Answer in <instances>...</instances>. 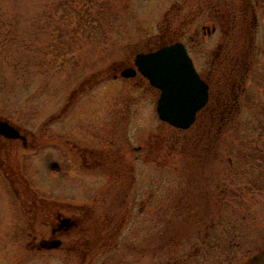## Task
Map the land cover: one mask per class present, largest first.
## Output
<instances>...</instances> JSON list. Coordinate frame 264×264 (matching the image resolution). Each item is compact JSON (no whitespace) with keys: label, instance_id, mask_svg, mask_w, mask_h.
<instances>
[{"label":"rangeland","instance_id":"374dc122","mask_svg":"<svg viewBox=\"0 0 264 264\" xmlns=\"http://www.w3.org/2000/svg\"><path fill=\"white\" fill-rule=\"evenodd\" d=\"M222 1L0 0L7 44L0 47V117L28 138L24 147L0 136V166L9 173L0 169V264H64V253L38 252L22 233L20 206L33 200L64 215L118 219L107 225L121 227L114 226L117 249L98 257L105 264H264V0H226L238 17L229 39L219 26L211 36L202 30L213 24L211 12H226ZM241 9L257 11L256 20L249 13L242 25ZM183 27L179 40L201 75L214 79L213 96L221 74H210L202 52L221 41L238 54L250 44L258 50L238 88L235 122L203 150L200 165L196 145H187L194 129L160 119V90L140 72L114 78L138 52ZM97 77L104 80L94 85ZM81 145L103 147L101 155L119 165L87 168ZM106 197L96 207H69Z\"/></svg>","mask_w":264,"mask_h":264},{"label":"flooded vegetation","instance_id":"af4514ba","mask_svg":"<svg viewBox=\"0 0 264 264\" xmlns=\"http://www.w3.org/2000/svg\"><path fill=\"white\" fill-rule=\"evenodd\" d=\"M222 0H220L221 2ZM224 1V2H223ZM223 6L224 9H226L225 13L223 11H213L211 12L210 16L212 19H214L213 24L211 25H203V32L207 36L215 35L217 34V31L219 32L218 26L222 29L220 32L225 35V37L231 38L234 36V34H230L229 30L231 28V17L232 13L228 11L227 8V1L223 0ZM226 2V4H225ZM230 7V5H229ZM217 10V9H216ZM223 10V9H221ZM241 16L239 19L242 21V25L247 24L248 22V11L247 9L243 10L241 9ZM244 11V12H243ZM222 16L225 17V21L229 22L230 24L226 22H222L221 18ZM237 18H235V27H237ZM256 20V19H255ZM244 23V24H243ZM185 27H183V33L179 34L176 40L171 39L167 40V42L164 41V43L161 46L174 43L176 41H183L179 40L182 37H185V34L187 33V30H184ZM236 35V33H235ZM196 36H198V30H196ZM180 37V38H179ZM188 49V52L190 53L189 45L183 41ZM158 47V46H157ZM230 49V51H229ZM232 46L229 44H226V41L218 42L217 45L214 47H211L210 50H205L202 53L203 54H209L204 56L205 57V63L210 64L209 72L210 74H214L216 65L218 64H229V63H239L243 61V58L246 56L247 52L244 50L241 51V55H235L232 52ZM191 54V53H190ZM204 80L209 85V100L207 104L210 101L212 94V88L214 87V79L211 77H203ZM218 83V82H216ZM221 83V82H220ZM219 85V84H218ZM220 95L219 99V106L222 107L223 104L226 102L227 94L225 93V90H221L218 92ZM217 94V95H218ZM216 95V96H217ZM207 104L204 106V108L207 106ZM202 108V109H204ZM198 116V115H197ZM21 133H23L22 129L20 128ZM24 134V133H23ZM25 135V134H24ZM1 137L10 140H16L17 145L19 141H22V144L24 147L28 145V138L26 142L23 139L18 138H6L2 135ZM88 136V135H87ZM109 146H113L114 142H111ZM73 144V143H71ZM79 144V143H77ZM76 144H73L75 146ZM83 146V147H82ZM77 147V146H76ZM80 148L84 150L82 153V159L83 163L87 168L91 167H104L107 165H119L118 162L116 163V160L114 157H104V155H101L103 151V147H92V146H84L81 145ZM167 152V151H166ZM196 158H197V165H200L203 163L205 156L203 155V152L197 151L196 152ZM166 156H168V152L166 153ZM112 160L111 164H108V161ZM4 171L5 168L3 167ZM7 175L9 173L6 171ZM113 177L114 175L111 174ZM115 180V178H114ZM113 180V181H114ZM106 182V181H105ZM110 179L108 178L106 184L110 185ZM114 183V182H113ZM85 188L88 189L89 184H84ZM124 196H127L124 195ZM94 197H97L95 195ZM102 197H105L104 195ZM108 197L100 200V199H94L92 201H89L87 203H79V204H70L69 207H76V208H85V207H96L99 206V201H104ZM125 199L120 201H117V204L123 203ZM113 202V201H111ZM130 203H135V200L129 201ZM71 203V202H70ZM126 203V202H125ZM22 209L25 208L23 211V217H19L20 219H25L22 222L21 228L22 233L26 234L27 236H32L33 240L29 241L28 244L32 245L34 250H37L38 252L46 251H56L57 253H61L65 255L64 258V264H105L104 259H99L98 257L100 255L107 254L111 248H114L116 250V246L118 244L116 243V233L117 231H114V226L116 228L118 227V224H115L113 226V229L110 228V226H107L110 223H119L120 221L118 219L114 218H108L107 222L104 221H95L94 218L85 216V215H79V214H67L62 213V211L58 210L56 205L48 202V201H42V200H33L30 201V204H28L26 207L24 205L20 206ZM27 208V209H26ZM58 210V211H57ZM27 216H24V215ZM118 220V221H117ZM107 226V227H106ZM15 231V230H14ZM53 245V246H52ZM107 246V248H106ZM56 253V254H57ZM54 254V253H53Z\"/></svg>","mask_w":264,"mask_h":264},{"label":"water","instance_id":"95a60500","mask_svg":"<svg viewBox=\"0 0 264 264\" xmlns=\"http://www.w3.org/2000/svg\"><path fill=\"white\" fill-rule=\"evenodd\" d=\"M134 64L125 67L121 75L133 77L139 71L160 90L159 117L177 128L191 127L209 100V85L201 77L185 43L176 41L157 50L139 52ZM0 134L26 142L20 130L5 119H0Z\"/></svg>","mask_w":264,"mask_h":264},{"label":"trees","instance_id":"16d2710c","mask_svg":"<svg viewBox=\"0 0 264 264\" xmlns=\"http://www.w3.org/2000/svg\"><path fill=\"white\" fill-rule=\"evenodd\" d=\"M239 12H242V11H239ZM249 13L253 14L254 18H253V20H251V22H254L257 11H251V12L248 11V14ZM234 14L235 13L232 12V17H231V23L232 24L230 25L231 28L229 30L230 34L236 33L234 28H235V18L237 17V15L236 14L234 15ZM248 21H249V15H248ZM225 22L229 23L230 19H229V22L228 21H225ZM172 38L173 39L175 38L176 40L178 39V37H175V36H172ZM1 46H7V44H5L4 41H0V47ZM249 48H250V51H248V49L245 50L247 52V54H245L246 56L243 58V61L239 62V63H231L228 70H227L228 65H226V64L225 65L227 67H225V65H223L221 68H220V66L218 67V65H216L215 72H217V70H218L219 71L218 73L221 74V77H220L221 83H219L220 89L222 87V90H225L228 94H227L226 102L223 104L222 107H220L219 103H218L219 102L218 98L220 97V95L219 94L217 96L211 95L209 103L207 104V106L204 109H202L198 113L197 119H196L195 123L193 124V126L189 129H187V130H191L192 128L194 129L193 135H196L195 140L190 142V143L187 142V145L190 147H193L194 145H196V152H197L198 148L202 145L203 146L201 148V152H203V150H205L206 148H208L212 145L216 146L217 142L221 138V135H223V133L226 129L225 127H227L228 125H231L230 123L235 122L234 118L238 114L237 113L238 112V104H239L238 98H239L240 93L243 90V88H242L241 91H238L239 90L238 88L240 86H242L245 83V81L247 80L248 74H249V71L251 68V64L253 61H255V58L258 54L257 44H253V45L250 44ZM234 54L240 56L241 51L239 52V54L238 53H234ZM244 63L246 64L245 67H244ZM14 64L16 67V73L15 74L17 76L20 74L24 75V71H23V73L22 72L19 73V69H18L19 63L18 64L14 63ZM103 80H104L103 77H97L96 80L93 82V84L94 85L98 84ZM218 90H219V88H218ZM197 123L200 124L199 129H198ZM196 125H197V128H196ZM178 130L182 131V132L185 131L182 129H178ZM178 142H181V141L179 140ZM178 142H177V144H178ZM183 144L184 143H181V145H183ZM203 153H205V152H203ZM0 169L4 172V169L2 166H0ZM153 196H155V195H153Z\"/></svg>","mask_w":264,"mask_h":264}]
</instances>
